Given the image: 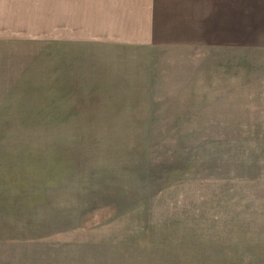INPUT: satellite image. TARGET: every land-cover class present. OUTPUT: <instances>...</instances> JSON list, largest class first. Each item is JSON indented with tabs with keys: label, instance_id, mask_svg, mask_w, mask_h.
I'll use <instances>...</instances> for the list:
<instances>
[{
	"label": "rangeland",
	"instance_id": "rangeland-1",
	"mask_svg": "<svg viewBox=\"0 0 264 264\" xmlns=\"http://www.w3.org/2000/svg\"><path fill=\"white\" fill-rule=\"evenodd\" d=\"M160 1L0 0V264H264V0Z\"/></svg>",
	"mask_w": 264,
	"mask_h": 264
},
{
	"label": "crops",
	"instance_id": "crops-1",
	"mask_svg": "<svg viewBox=\"0 0 264 264\" xmlns=\"http://www.w3.org/2000/svg\"><path fill=\"white\" fill-rule=\"evenodd\" d=\"M144 1H145L144 6L146 5V9H147L146 12L145 11L144 12L148 16L149 19H150V16L152 17L151 18V22H154V24L158 22L160 15H163V14L164 15L165 14L168 15V14L176 13L175 10H174L177 7L176 4L172 5L173 9L169 10L171 4L168 5L167 2L163 3L160 0H144ZM181 3L186 4V5L190 6V7H192L194 5L192 7L194 9H196L197 6H199V3H198L197 0H183V1H181ZM158 8H163V12L158 11L157 10ZM179 22H183V20H179ZM179 22H177V23H179Z\"/></svg>",
	"mask_w": 264,
	"mask_h": 264
}]
</instances>
